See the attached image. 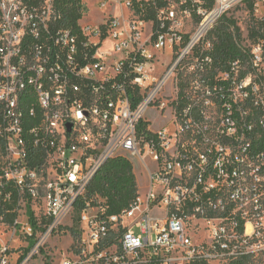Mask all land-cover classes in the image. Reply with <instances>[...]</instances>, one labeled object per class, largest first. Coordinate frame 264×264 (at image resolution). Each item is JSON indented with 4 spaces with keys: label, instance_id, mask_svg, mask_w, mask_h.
I'll return each mask as SVG.
<instances>
[{
    "label": "built area",
    "instance_id": "2783aa9c",
    "mask_svg": "<svg viewBox=\"0 0 264 264\" xmlns=\"http://www.w3.org/2000/svg\"><path fill=\"white\" fill-rule=\"evenodd\" d=\"M57 1L0 0V210L17 195L18 216L23 203L38 211L16 264H34L69 221L79 235L61 264L264 254V0H81L77 30ZM239 8L252 22L240 31L249 61L210 84L200 75L212 65L207 37ZM168 104L171 127L153 129L148 114ZM115 157L146 179L130 208L110 214L86 196ZM11 255L0 248V264Z\"/></svg>",
    "mask_w": 264,
    "mask_h": 264
},
{
    "label": "trees",
    "instance_id": "16d2710c",
    "mask_svg": "<svg viewBox=\"0 0 264 264\" xmlns=\"http://www.w3.org/2000/svg\"><path fill=\"white\" fill-rule=\"evenodd\" d=\"M57 7L63 13V23L65 27L78 29V21L82 17L81 0H58ZM237 22L225 16L216 25L207 37L206 42H210L211 49L203 54V57H210L212 65L207 66L201 73V78L210 84L219 77L221 73L231 72V63L241 61L246 64L249 59L241 46L242 34ZM244 73L242 77H245ZM181 94L180 104H184L183 94L186 88L184 81L180 83ZM179 104V105H180ZM180 107V108H181ZM32 165H35L33 163ZM139 186L135 174L134 165L124 157H115L97 172L87 189V199L94 204H102L108 208L110 214H119L131 207L137 199ZM18 197L14 195L12 201L4 202L0 210V218L4 224L13 226L18 213ZM83 204L77 205L76 211L79 213ZM72 235L77 239L79 235L78 227L70 228ZM256 261L254 256H245L228 264H253ZM193 264H209L206 262H196Z\"/></svg>",
    "mask_w": 264,
    "mask_h": 264
},
{
    "label": "rangeland",
    "instance_id": "374dc122",
    "mask_svg": "<svg viewBox=\"0 0 264 264\" xmlns=\"http://www.w3.org/2000/svg\"><path fill=\"white\" fill-rule=\"evenodd\" d=\"M89 18L93 21V25L99 23L100 21V12L97 11L94 7L88 11ZM228 18H232L237 21L243 35H247V31L251 30L252 22L250 20V15L244 9H236L231 11L228 15ZM105 46H110V44H106ZM172 99L161 100L158 103L159 107L163 106V103H170ZM171 106H165V110L163 115H158L154 111L148 114V119L151 121V126L153 129L158 130L161 127L170 128L171 127V115L169 109ZM134 170L136 176L138 178V186L139 191H144L146 172L142 166L137 163H134ZM35 205H27L23 203L21 206V210L19 212L18 220L21 222L17 229L16 235H13L15 232V228L9 226L7 224L0 223V248L8 245L12 249V264H16L19 258L27 255L31 248L34 245L33 241L26 238L24 235V226L25 224L29 225H37L34 224L33 217L34 214H37ZM32 217V218H31ZM31 218V219H29ZM70 221L66 223L68 225L65 228H62L51 237V239L46 243L43 247L40 254L36 257V261L34 260V264H61L62 260L68 254L71 247L74 246L76 238L72 235V232L69 230L71 226H69ZM193 232V230H191ZM41 234V231L38 230L34 239ZM253 264H264V254H260L256 261Z\"/></svg>",
    "mask_w": 264,
    "mask_h": 264
},
{
    "label": "crops",
    "instance_id": "0c3cea01",
    "mask_svg": "<svg viewBox=\"0 0 264 264\" xmlns=\"http://www.w3.org/2000/svg\"><path fill=\"white\" fill-rule=\"evenodd\" d=\"M136 174V173H135ZM137 181H138V178H137Z\"/></svg>",
    "mask_w": 264,
    "mask_h": 264
}]
</instances>
